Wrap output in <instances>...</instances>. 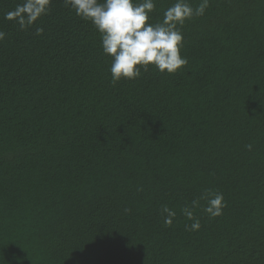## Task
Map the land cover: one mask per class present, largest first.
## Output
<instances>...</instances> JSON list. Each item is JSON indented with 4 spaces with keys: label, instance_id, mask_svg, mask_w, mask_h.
<instances>
[{
    "label": "trees",
    "instance_id": "obj_1",
    "mask_svg": "<svg viewBox=\"0 0 264 264\" xmlns=\"http://www.w3.org/2000/svg\"><path fill=\"white\" fill-rule=\"evenodd\" d=\"M21 2L0 0V264H264V0H209L186 66L115 84L90 22L51 0L21 30Z\"/></svg>",
    "mask_w": 264,
    "mask_h": 264
},
{
    "label": "clouds",
    "instance_id": "obj_2",
    "mask_svg": "<svg viewBox=\"0 0 264 264\" xmlns=\"http://www.w3.org/2000/svg\"><path fill=\"white\" fill-rule=\"evenodd\" d=\"M51 0H22L7 13L6 20H14L21 30L30 27L41 16L47 15ZM66 7L74 10L81 19L90 22L100 34L103 54L111 57L109 72L113 84L125 80H134L141 76L149 66L160 73L174 74L188 61L181 56L183 34L180 31L186 20L202 16L209 6V0H200L193 8L188 0H175L165 9L162 20L149 22V14L155 10V0H64ZM43 29H37V35ZM5 33L0 31V40ZM251 150V145H246ZM199 200H205L204 212L210 217L222 214L223 194L211 190L202 193L198 200L192 201V207L199 206ZM129 211L128 209L124 210ZM165 224L171 225L175 212L166 205L161 209ZM184 215L193 220L186 230H197L199 220L194 219L192 208L185 207Z\"/></svg>",
    "mask_w": 264,
    "mask_h": 264
}]
</instances>
